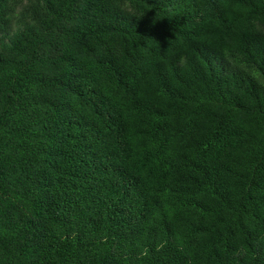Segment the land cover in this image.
Masks as SVG:
<instances>
[{
  "label": "trees",
  "instance_id": "trees-1",
  "mask_svg": "<svg viewBox=\"0 0 264 264\" xmlns=\"http://www.w3.org/2000/svg\"><path fill=\"white\" fill-rule=\"evenodd\" d=\"M0 264H264V0H0Z\"/></svg>",
  "mask_w": 264,
  "mask_h": 264
}]
</instances>
